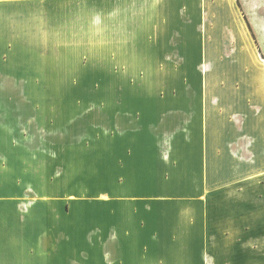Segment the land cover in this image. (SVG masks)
Masks as SVG:
<instances>
[{
	"label": "rangeland",
	"instance_id": "1",
	"mask_svg": "<svg viewBox=\"0 0 264 264\" xmlns=\"http://www.w3.org/2000/svg\"><path fill=\"white\" fill-rule=\"evenodd\" d=\"M154 1L151 21L138 0L0 5V264H245L235 199L261 189L237 186L250 154L199 153V104L252 89L264 40L199 41L206 0ZM236 55L255 70L218 68Z\"/></svg>",
	"mask_w": 264,
	"mask_h": 264
},
{
	"label": "crops",
	"instance_id": "2",
	"mask_svg": "<svg viewBox=\"0 0 264 264\" xmlns=\"http://www.w3.org/2000/svg\"><path fill=\"white\" fill-rule=\"evenodd\" d=\"M78 1L82 0H0V5H13L14 2H36L44 6L54 5V8L61 9V6L70 3L69 8L77 10ZM175 3L176 5L172 6L173 10L184 11L190 8L186 0H178ZM138 5L139 10L150 11L148 15H150L151 21V12L157 9V1L138 0ZM197 9L199 11L196 17V23L199 26V41H240L241 36L229 33L230 29L232 32L235 31V26H238L239 22L248 27L252 36L255 34L252 39L257 41L264 40V22H259L255 19V17L264 18V0H206L203 3L202 1L199 2ZM254 11H257V13ZM258 12L261 14L259 15ZM179 18L181 19L180 25H187L183 13ZM152 24V22L148 23L149 26H152ZM207 26H214L215 29L213 32L207 31ZM262 54H264L263 49ZM212 63H214L215 67L218 66L217 59L212 60ZM246 63L244 55H236L235 60L234 58L228 59L220 64L218 68L220 67L223 71H225V68L230 69L225 72L244 73L246 68L249 67ZM253 70H255L254 67L248 68L250 73ZM258 77L252 89L243 88L244 85L242 84L235 93L228 91L231 97V99H228V103H224L225 99H221L220 103L215 99L213 104L211 103L212 101L209 103L207 100L199 104V153L228 154L231 158L235 157L236 160L242 159L237 156L238 154H250V157H245L246 163L243 164L244 166H239L238 168L239 171L245 169L246 174L236 180L237 186L247 187L249 191L250 187L254 185H257L258 191L261 189V193L247 192L246 194H238L235 199L239 203L236 217L244 221L242 228L239 227L236 234L245 233V237L237 241L236 247L239 252L234 249L237 251V256H244L242 259L245 260V264L254 261L253 254L247 248L249 245L248 239H251L247 234L253 233V225L251 224V218L255 211L253 203L254 201L261 204L264 203V72L261 71ZM212 92H214L213 95H216V89H213ZM235 94L236 97L233 98ZM233 115L235 119H232ZM239 174L241 175L242 172ZM1 180L3 181L1 186L7 193V198L9 195L13 198V183L8 180L7 176ZM259 207L258 213L260 212V215L263 216L264 207L262 205H259ZM8 217L13 218L14 216ZM7 224L11 223L7 221ZM235 257L236 255L230 256V258ZM258 260L264 261L263 258H258Z\"/></svg>",
	"mask_w": 264,
	"mask_h": 264
}]
</instances>
